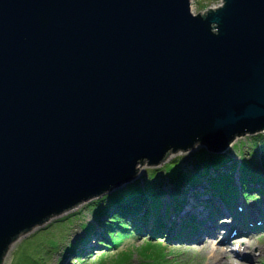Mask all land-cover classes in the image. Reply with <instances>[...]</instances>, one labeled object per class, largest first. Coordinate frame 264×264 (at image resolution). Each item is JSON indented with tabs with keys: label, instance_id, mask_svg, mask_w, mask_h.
Returning <instances> with one entry per match:
<instances>
[{
	"label": "water",
	"instance_id": "obj_1",
	"mask_svg": "<svg viewBox=\"0 0 264 264\" xmlns=\"http://www.w3.org/2000/svg\"><path fill=\"white\" fill-rule=\"evenodd\" d=\"M262 132L264 0H0V264L141 165Z\"/></svg>",
	"mask_w": 264,
	"mask_h": 264
},
{
	"label": "rangeland",
	"instance_id": "obj_2",
	"mask_svg": "<svg viewBox=\"0 0 264 264\" xmlns=\"http://www.w3.org/2000/svg\"><path fill=\"white\" fill-rule=\"evenodd\" d=\"M222 1L223 0H190V9L193 14L202 13L209 8L218 7L221 5ZM254 136L255 135H245L236 138L228 150L229 155L236 160L248 159L253 161L250 152H253L254 150L256 151V148H253V144L255 142L253 138ZM198 147L200 146H195L193 149L187 151L180 150L175 153L170 152L156 166L145 165L144 168L141 166L139 170L140 176L137 175V178H135L134 182L137 181L141 184H145V182L152 183L149 177L153 175V172L155 171H157V178L165 177L164 171L167 165H170L171 163H174L180 159L189 158L191 155H194L201 150V148L196 150ZM257 151L258 153L255 155L256 159H258L259 155L261 154L258 148ZM253 162L258 163V160ZM234 174H237V172ZM128 185L129 184L123 185L118 190ZM168 188L169 185L164 187L165 192L168 191ZM186 192L188 193L184 194L182 197L187 196V199H191L192 203L195 202L194 204L196 205L202 203L203 206L208 203L205 201L202 202L200 196L203 195L198 193L196 190H189ZM102 196L87 202H83L76 207L62 213L61 215L51 218L42 226L36 227L30 232L20 236L9 247L5 257L2 260V264H35V258L39 260L40 264H118L116 262L117 257V260L119 259L120 264L122 261L120 256L124 254H129V259L125 261L124 264H136L139 260H141V256L138 253L139 249L142 246L151 243H160L161 247L165 249L167 258L169 260L166 264H207L208 259L209 264H211V260L213 258L212 247H203L199 249L195 244H190L191 246L186 248L190 242L185 244L180 242L181 244L176 245L174 243L176 241L167 240L166 235H156L154 232H152V234H154L152 235L150 229L151 227L147 225L142 226L143 230L141 232L133 234L131 237L122 239L121 241L119 240L120 245L116 248H111V250L105 248V244H100V241H102L100 237L102 234V228L98 226L96 222L97 219L95 218L96 216L94 215L91 207L93 201L100 199ZM263 197L264 193H250L249 198L244 200L245 205L250 203H260L264 200ZM213 202H215L214 199ZM107 204L108 201L100 203V208ZM94 206L97 207V205ZM173 209L174 205L170 206L169 212H166L168 216L166 215L164 222H166V219L168 220L171 218V216L175 215V213H172V215L170 213ZM230 211L233 215H235L233 219L235 217L237 218L236 210L231 209ZM189 217H194V214L192 213L189 215ZM167 223H169V221H167ZM171 223L172 222L170 220L169 224ZM83 226H93V230L91 232H86L87 230H84ZM219 230L221 231L220 234H225L224 230ZM93 235L98 236L91 238ZM231 239L233 238L229 239L230 246L228 248L219 246L218 249L223 251L230 250L229 252L231 253V257L235 258L236 252L234 249L238 247V253L241 252L240 257L244 255H247L248 257H254L257 260L255 264H264V232L255 236L251 234L250 237L248 235L247 237L238 238L236 241ZM87 244L91 245V248L87 252H84V245ZM219 244L221 243H218V245ZM49 246L53 247L50 248ZM70 246H76L79 249V252L75 253L66 251L67 247ZM97 253L103 254L98 255ZM219 259L224 260L222 264H254L251 261L245 262L243 260L240 262L238 259H236L235 263L232 262V260H225L221 256Z\"/></svg>",
	"mask_w": 264,
	"mask_h": 264
},
{
	"label": "trees",
	"instance_id": "obj_3",
	"mask_svg": "<svg viewBox=\"0 0 264 264\" xmlns=\"http://www.w3.org/2000/svg\"><path fill=\"white\" fill-rule=\"evenodd\" d=\"M253 138L255 141L253 148L255 147L256 151L250 153L252 160H258V163L248 159L236 160L228 154L211 155L200 150L189 158L180 159L167 165L163 178H157V171H155L149 177L152 183L141 184L136 181L93 201L92 211L96 216L97 220H95L98 226L102 228L100 244H105L109 250L116 248L122 239L141 232L142 226L146 225L151 218H154L152 227L154 230V226L162 225L159 222L164 196L170 194L171 204L176 203L181 195L200 182H205L213 194L225 200H227V196L236 195L238 189L248 196L251 190H256L252 187L255 184L264 186V133L257 134ZM257 148L261 152L258 159L255 158L258 153ZM235 172L238 173L237 177L234 175ZM236 180L237 185H235ZM167 185L169 188L165 192L164 187ZM258 191L263 192L261 189ZM178 195L180 196L178 197ZM107 201L108 204L100 208V203ZM88 227L83 226V229L87 230L86 232H91L93 226ZM66 251L76 253L79 252V249L76 246H70ZM138 253L141 260L136 264L167 263L166 251L160 243L144 245ZM97 254L102 255L103 253ZM117 258L116 262L119 264ZM120 259L122 260L120 264H124L129 259V254L121 255ZM34 262L40 264L36 258Z\"/></svg>",
	"mask_w": 264,
	"mask_h": 264
},
{
	"label": "bare ground",
	"instance_id": "obj_4",
	"mask_svg": "<svg viewBox=\"0 0 264 264\" xmlns=\"http://www.w3.org/2000/svg\"><path fill=\"white\" fill-rule=\"evenodd\" d=\"M145 165L146 163L141 166L144 168ZM139 170L137 172L138 176H140ZM133 183L135 182H132L131 184ZM195 190L198 193H201L203 195V196H200L202 200H204L205 202H208L209 197H208V194L205 193L204 186H202L201 184L196 185ZM171 199L172 197L170 196V194L164 196L163 205L160 208L161 209L160 214L162 215V216L160 215L161 219L164 218L166 206L171 205ZM194 203L195 202L192 203L191 199L190 200L182 199L181 206H179L180 208L179 212H177L174 216H172V219L170 218L166 220V222L171 220L172 231L180 233L179 238L171 237L170 241H176L174 242L176 245L181 244L180 242H182L183 244L190 242L188 243L186 248L190 247L191 246L190 244L192 245L195 244L196 247L199 249L203 247H207V248L212 247L213 258L211 260V264H222L224 260L219 259L220 256L224 258L225 260H232V262H235V263H236V259H238L240 262L244 260L245 262L251 261L252 263L255 264L257 260L254 257H248L247 255L240 257L241 252H239L236 254L235 258H232L231 253L229 251H223V250L218 249L219 247L218 243H221L222 245L220 246L224 248V247H227V245H223V244H229L230 238H233L232 240H235L236 238L235 231L232 232L231 230L232 227L235 228L236 226V222L233 221V214L229 210H227L220 202H215V203L212 202L213 204L212 206H209L208 203L205 206H203L202 203L198 205ZM263 203H264V200H263ZM242 205H244V203H242ZM249 209L251 210L252 208L249 206V208L244 209L245 211L244 217L249 222H253L256 219L263 217L264 211L263 213H257L253 215L249 211ZM260 212H261V209H260ZM192 213L194 214V216L197 214L198 218L191 219L189 215H191ZM147 225L150 227H153V223H147ZM219 229L224 230L225 234L223 235L220 234L221 231ZM235 229L238 231L237 228ZM231 235H235V236H231ZM97 236L98 235H93L91 238H94ZM90 248H91V245L89 244L84 245V252H87ZM207 264H209V259H208Z\"/></svg>",
	"mask_w": 264,
	"mask_h": 264
}]
</instances>
